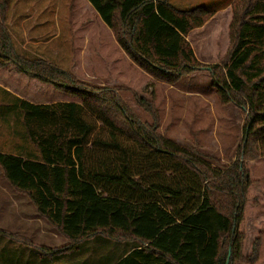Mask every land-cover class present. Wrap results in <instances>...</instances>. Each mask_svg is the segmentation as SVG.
Returning <instances> with one entry per match:
<instances>
[{"label": "trees", "instance_id": "1", "mask_svg": "<svg viewBox=\"0 0 264 264\" xmlns=\"http://www.w3.org/2000/svg\"><path fill=\"white\" fill-rule=\"evenodd\" d=\"M88 2L151 77L176 84L207 70L220 103L245 115L242 143L229 165H214L159 131L153 99L131 90L152 119L144 122L120 94L128 88L92 85L44 58L23 55L6 26L8 0H0V70L38 95L43 87L74 98L36 104L5 90L37 152L0 150V167L66 244L46 248L3 228L0 237L53 256L98 237L126 244L106 264H256L263 237L254 220L252 165L264 157V0L231 3L228 46L214 63L200 61L187 36L218 10L180 9L170 0Z\"/></svg>", "mask_w": 264, "mask_h": 264}, {"label": "rangeland", "instance_id": "2", "mask_svg": "<svg viewBox=\"0 0 264 264\" xmlns=\"http://www.w3.org/2000/svg\"><path fill=\"white\" fill-rule=\"evenodd\" d=\"M233 1L170 0L180 9L205 6L210 10L223 9L226 5H231ZM71 2L72 0H8L6 26L11 33L16 49L26 56L44 58L70 71L79 80L86 83L96 86L128 88L129 90L120 91V94L144 122L151 123L152 119L145 110L136 104L131 90H135L148 100L153 99L162 119L159 131L165 137L172 139L191 152L206 157L214 165L222 167L235 160L237 150L243 140L245 115L239 107L232 103L225 105L220 103L207 70L184 76L176 84L148 77L141 72L140 68L135 67L129 61L128 63L124 58L125 53L119 52L114 44L107 39L99 40L97 34L104 35L105 32L100 27H96L95 13L85 6L84 0H76L73 6ZM227 12L222 11L216 20L214 18L209 23L211 18L205 24L206 27L202 29L199 35V46L205 50L204 55H200L201 49L198 50L195 42L196 35H192L191 41L188 39L200 61L204 63L218 62L226 51L229 22ZM7 86L12 90H19L18 93L24 98L35 103L74 100L73 97L48 94L43 87L36 89L41 94L35 97L32 94L33 90L26 86L24 88L21 83L15 86V89L9 83ZM13 103L14 101L10 97L8 99L10 110L0 107V150L15 154H27V151L37 152L35 146L26 137L22 112L17 111L13 107ZM100 125L101 123H98V126ZM1 172L0 167V218L11 202V194H14L13 192L21 194L7 185L6 189L4 188L8 181ZM252 177L257 180L254 193L258 197V209L254 220L259 227L261 225L260 233L263 237L260 258L256 264H264V201H262L264 198V157L253 161ZM24 199L26 202L28 201V204L24 205L26 216H32L36 220L34 224L45 230L44 242L50 240L47 238V236H52L49 232H54L55 235L51 243L54 248L63 247L66 244L64 236L37 213L33 203L26 196ZM38 216L41 218V223ZM257 217L260 225L257 222ZM98 238L100 239L88 240L85 245L88 247L97 245V247L103 248L104 244L108 243L109 247L115 246L120 251L126 246L124 243H116L108 238ZM28 239L33 244L49 248L42 243L43 240ZM4 242L9 248L16 249L19 246L26 250L33 248L16 239L0 237V263L1 248L4 246ZM92 242L94 243L92 244ZM33 249L39 251L36 248ZM91 252H94L93 255H95L100 251L93 247ZM39 255L42 258L53 256L41 252Z\"/></svg>", "mask_w": 264, "mask_h": 264}, {"label": "crops", "instance_id": "3", "mask_svg": "<svg viewBox=\"0 0 264 264\" xmlns=\"http://www.w3.org/2000/svg\"><path fill=\"white\" fill-rule=\"evenodd\" d=\"M84 2H85V6L89 9H91V11L93 13H95L94 19L97 22V24H95V25H97L96 27H100L101 29H103L105 34H106V35L105 34L104 35L97 34V36L99 37V40L104 41V39H107L109 42H111L112 44H114L117 47L119 52L123 51L121 49V47L119 46V44L117 43L111 29L103 22V20L100 18L97 11L92 7L90 2H88V0H84ZM222 11L223 12L228 11L227 14H228V17L230 18V4H229V5H226V7H224L223 9H219L217 11V13L214 15V17L209 21V23H211L214 18H215L214 20H216L217 17H219L221 15ZM205 27L206 26L204 25L201 28L194 29L187 36V38L191 41L192 35L193 34L196 35L195 42L197 43L198 50L201 49L200 55H204L203 52H205V50H203L199 46L200 45V36L199 35H200L202 29ZM107 36H108V38H107ZM101 44H103V43H101ZM198 57L203 58L202 56H198ZM124 58L127 60V62L129 61V62H131V64L135 65V67H138L136 64H134L130 60V58L126 54H125ZM128 65L130 67H132V65H130V64H128ZM141 72H143L148 77H151L150 75H148L143 70H141ZM8 83L11 84V87L12 88L14 87V89H15L16 88L15 86L20 85L21 82H20V79H18L17 77H14L9 72L4 71V70H0V107L2 106V108L8 107V99L10 98L9 94H7L5 92V90L11 92L14 96H18L20 98L26 99V98H24V96H22L20 93H18L19 90L18 91L12 90L10 87H8L7 86ZM32 94L35 97L39 96L38 94H36L34 92H32ZM26 100H28L32 103H35L34 101H31L29 99H26ZM60 101H62V100H60ZM36 104H40V103H36ZM6 185L9 186L10 188L12 187L7 182L4 185L5 189H6ZM12 189H13V187H12ZM13 193L14 194H11L12 199L10 200L11 201L10 204L7 205L8 207L5 209L4 214L0 218V227L3 229H6L8 231L16 232L19 235L26 236L32 240H43L42 243L44 245H46L49 248H54L53 243H51L52 242L51 240L54 238V235H55L54 232H49L50 234H52L53 237L51 235L47 236V238L50 240H48L47 242H44L45 230H42L41 226L34 224V223H36L35 222L36 220H34L32 218V216H26V214H25L24 205H26V203L28 204V201L26 202V200L24 199V195L17 194L15 192H13ZM262 201H264V198L262 199ZM12 202H14V203H12ZM37 218L40 220V223H41V218L39 216ZM257 222L259 224V218L258 217H257ZM260 227H261V225H260ZM48 229L51 230L52 228H48ZM61 238H62V236H61ZM6 242H4V244H3L4 246L1 248L2 258H1L0 264H106V263L111 262L112 256L116 255L118 253V251H120L115 246L109 247L110 244L105 243L104 244L105 246H103V248H101L100 246L97 247V245H93L92 247L85 246V247H82L79 249L72 250L71 252H60L58 255H54V256H51L48 258H42L39 255L40 252L34 250L33 248L32 249L29 248L28 250H26L25 248H21L20 246H19V248H16V249L15 248H9L7 246ZM54 243H55V240H54ZM93 243L94 242H92V244ZM63 244H64V242H63ZM93 247H95V249H99V251H100L99 254L93 255L94 252H91L93 250Z\"/></svg>", "mask_w": 264, "mask_h": 264}, {"label": "water", "instance_id": "4", "mask_svg": "<svg viewBox=\"0 0 264 264\" xmlns=\"http://www.w3.org/2000/svg\"><path fill=\"white\" fill-rule=\"evenodd\" d=\"M230 251H231V250L229 249L228 259H229V256H230Z\"/></svg>", "mask_w": 264, "mask_h": 264}]
</instances>
